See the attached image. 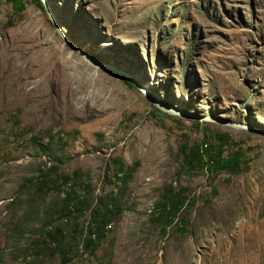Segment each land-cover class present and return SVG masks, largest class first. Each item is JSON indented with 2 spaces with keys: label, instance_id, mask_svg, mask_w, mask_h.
I'll return each instance as SVG.
<instances>
[{
  "label": "rangeland",
  "instance_id": "374dc122",
  "mask_svg": "<svg viewBox=\"0 0 264 264\" xmlns=\"http://www.w3.org/2000/svg\"><path fill=\"white\" fill-rule=\"evenodd\" d=\"M21 1L12 14L0 0V264H61L62 252L64 264H264V0H45L70 46ZM221 140L223 157L242 152L241 173L180 174L181 148ZM115 160L134 167L124 186ZM74 174L81 185L63 182ZM166 184L193 205L161 231ZM69 189L86 208L60 218ZM115 206L83 249L73 229ZM56 228L58 244L45 235Z\"/></svg>",
  "mask_w": 264,
  "mask_h": 264
},
{
  "label": "trees",
  "instance_id": "16d2710c",
  "mask_svg": "<svg viewBox=\"0 0 264 264\" xmlns=\"http://www.w3.org/2000/svg\"><path fill=\"white\" fill-rule=\"evenodd\" d=\"M9 5L12 14H17L22 11L23 3L21 0H6ZM32 2L41 8L42 4L39 0H32ZM11 25V21L6 22V26ZM154 112L160 114L155 107L152 108ZM198 125V122H194ZM221 140L214 148L202 149L201 145H191L188 148H181L179 150L180 155V166L179 172L182 176L191 177L199 172H206L207 175L213 177L219 174H226L228 176L236 175L241 173L245 167H243L244 162L242 161V152L240 150H235L225 157L222 156V143ZM115 173L114 176L119 181L121 185H125L127 180L130 178L131 173L134 171V167L130 166L126 170L122 169V165L119 160L114 161ZM38 179L37 188L45 189L47 187L49 178L40 172ZM70 181L72 186L81 185L80 176L74 174L72 180L64 177L63 182ZM82 186L87 185L83 184ZM184 187L173 186L171 184H166L163 186L161 193L158 197V201L154 204V210L152 214V220L157 222L160 226L161 231L170 226L174 220L177 219L179 213L188 207H192L193 201H188L184 197L185 192ZM112 204L115 203L114 199L109 200ZM87 197H78L72 189L68 192H64L61 205L58 210V217L63 218L64 215H68L73 219V217H78L82 214V211L86 208ZM119 209L115 206L114 212H111L108 208H95L90 212L89 225L85 228L84 234H82L79 229H73L76 236L82 237V247L83 249L91 252L97 242L104 238L105 226L106 224L117 215ZM182 225L177 228V231L182 234L185 232V223L180 220ZM63 231L60 228H56L52 231L46 232L47 238L54 240L57 244L60 242V237L63 236ZM65 262V253H61V264Z\"/></svg>",
  "mask_w": 264,
  "mask_h": 264
},
{
  "label": "water",
  "instance_id": "95a60500",
  "mask_svg": "<svg viewBox=\"0 0 264 264\" xmlns=\"http://www.w3.org/2000/svg\"><path fill=\"white\" fill-rule=\"evenodd\" d=\"M39 1H40V3L42 4L43 8L46 10V12H47V14H48V16H49L50 22H51V24H52V26H53V28H54L56 34H57L60 38L63 39V36L61 35L59 29L57 28L56 24H55V23L53 22V20L51 19V16H50V13H49V10H48V8H47V5H46L45 0H39ZM63 41H64L67 45L70 46V44H68V43L66 42L65 39H63ZM79 54H80V53H79ZM80 56H82V55H80ZM83 59H84L85 61L89 62V63H90L91 65H93V66H97V67H99V68H101V69L103 68L102 66H98V65H96V64H94V63L88 61V60L85 59L84 57H83ZM140 91L143 92L142 89H140ZM154 107H155L158 111H160V112H162V113H164V114L176 115V116H180V115H182V116H186L185 114L180 113L178 110L163 107V106H161V105L158 104V103H154ZM200 119H201L202 121L215 122L214 119H211V118H209L208 116H206V117H202V118H200ZM226 125H227V126H231V127H235V128L245 129V126H242V125H239V124H229V123H226Z\"/></svg>",
  "mask_w": 264,
  "mask_h": 264
}]
</instances>
